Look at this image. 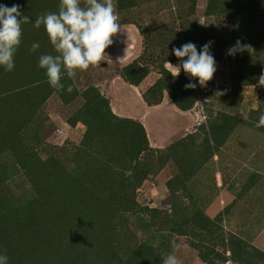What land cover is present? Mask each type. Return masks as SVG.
I'll return each mask as SVG.
<instances>
[{
    "label": "rangeland",
    "instance_id": "rangeland-1",
    "mask_svg": "<svg viewBox=\"0 0 264 264\" xmlns=\"http://www.w3.org/2000/svg\"><path fill=\"white\" fill-rule=\"evenodd\" d=\"M131 1L114 0L123 31L112 38L105 50L108 57L97 67L78 72L74 79L65 75L62 82L73 85L68 93L66 88L53 89L46 70L38 67L40 55L55 53L44 27L34 26L40 14L58 12L59 0H0L8 7L18 4L30 18L22 25L14 70L0 66V220L24 240L18 262L114 264L113 253L120 250L116 264H122L129 247L145 240L161 260L151 259L150 264H162L173 241L179 245L181 264H211L194 243L213 264H264V127L255 126L264 112V87L258 83L264 73V5L241 7L236 0ZM140 26L171 31L162 59L173 65L181 63L172 50L188 42L186 29L198 28L194 42V32L189 39L198 51L212 42L217 70L206 88L182 69L179 74L197 84L189 109L177 107L166 90L157 106L144 100L142 93L161 77L156 68L161 60L149 66V75L138 87L120 78L119 70L144 54ZM238 39L251 50L227 55ZM33 43L40 45L35 52L29 51ZM165 68L173 71L166 63ZM90 89L105 103L97 104L96 96L88 95ZM217 91L224 94L218 97ZM104 113L144 127L152 151L142 155L139 164L125 166L133 160V125H102ZM222 116L229 119L220 122L213 135L207 133L208 122ZM182 141L183 147L162 157ZM174 181L172 193L169 185ZM110 187L129 188L124 193H134L138 205L162 212L171 213L172 202L191 205L212 226L198 224L186 234L150 238L140 225V219L148 217L126 215L127 236L116 249L110 220L102 211L123 210L131 197L98 203L94 195ZM70 206L75 214L68 216ZM40 215L47 222L43 232L37 231Z\"/></svg>",
    "mask_w": 264,
    "mask_h": 264
},
{
    "label": "clouds",
    "instance_id": "clouds-1",
    "mask_svg": "<svg viewBox=\"0 0 264 264\" xmlns=\"http://www.w3.org/2000/svg\"><path fill=\"white\" fill-rule=\"evenodd\" d=\"M29 22L30 18L22 15L18 4L12 7L0 4V66L7 72L14 70V56L22 42V25ZM34 26L44 27L55 53L40 55L38 67L46 70L48 83L53 89L64 91L66 88L68 93L73 91V85L66 86L62 82L65 75L74 79L78 72L97 67L108 57L105 50L112 45V38L123 31L114 0H59L58 12L40 14ZM211 44V41L205 43L199 51L192 42L174 48L173 54L181 63L173 65L166 61L173 69L170 71L173 78L178 77L182 69L190 79L197 80L201 88H206L217 70ZM39 47V43H33L29 51L35 52ZM250 50V45L242 44L238 39L227 50V55ZM258 83L264 87V73ZM184 87L195 89L197 84L189 82ZM223 94L216 92L218 97ZM243 118L247 119V115ZM255 126L264 127V112L259 114ZM171 247V252L162 255V264H181L176 255L179 245L173 241ZM0 264H8L6 254H0Z\"/></svg>",
    "mask_w": 264,
    "mask_h": 264
},
{
    "label": "trees",
    "instance_id": "trees-1",
    "mask_svg": "<svg viewBox=\"0 0 264 264\" xmlns=\"http://www.w3.org/2000/svg\"><path fill=\"white\" fill-rule=\"evenodd\" d=\"M134 0L131 1V3ZM194 2V0H193ZM237 4L242 6H255L258 4L264 5V0H236ZM212 5V1L210 2V8ZM137 6L134 4L132 7ZM191 9H194V6H191ZM193 14V13H192ZM145 43V51L144 54L139 58L134 60L131 64L123 67L119 70L121 77L128 83L133 86H140V84L147 78L150 73V65L157 62L159 66L156 68L161 75L160 79L146 92L142 93V96L146 103L149 106H157L163 101V92L166 90L169 93L170 98L173 102L182 110H187L191 106V98H192V89H185V84H187L186 80L182 75H179L176 78H173L171 73L165 68V63L168 60L163 61L162 56L165 55L166 51L162 50L166 41H168L169 31L166 27L164 28H147V27H139ZM186 34L184 35V39L186 38L189 42L191 38V32H194L193 42L198 35V28L190 27L186 29ZM191 40V39H190ZM155 59H159L156 61ZM163 62V63H162ZM154 65H151L154 67ZM89 90V96H96V103L100 104L101 102L105 103V99L96 94L94 91ZM94 104V103H90ZM102 125L110 124L115 127H121L125 125V123L132 124V131L134 132V138L132 141V145L130 147V153L132 154L133 160H128L125 162V166L131 168L134 167L135 164H139V159L145 153L151 152L152 148L149 145L147 134L145 132L144 127L133 121L121 120L118 117H108L107 113L101 115ZM229 119L227 116H222L219 120L215 119L208 122L207 133L213 135L219 126L220 122H224ZM232 120V119H230ZM179 147H183V141L180 143L173 144L167 152L162 154L163 158L168 157V154L174 152ZM159 153V152H156ZM177 183L171 182L169 185L170 191L173 193L176 189ZM125 190H129V188L124 187H110L107 189L105 193H97L94 195L95 200L98 203H102L106 198H110L113 201L118 203L123 200L124 196L128 195L131 197V202L128 207L122 210L121 207H116L114 209H110L107 212H103L108 216V220H110L111 230L109 232L113 234L115 238L116 249L117 242L122 240V236L124 238L127 236L125 234L128 231V223L125 222V216L129 215L132 219H135L140 216H146L147 219H140L141 230L143 234L149 233V237H157L163 238L165 237L164 233H177V234H186L193 226H197L200 224L207 227L212 226V222L208 219L205 221V218H202L198 211L193 209L191 205H185L179 202H172V210L171 213L162 212L159 209L141 207L138 203L132 200L134 193H124ZM71 211H67V215L75 214V209L70 206ZM89 212V211H88ZM90 213V212H89ZM45 216L39 217L37 223V231L43 232L44 229H47V222H42ZM167 235V234H166ZM233 244V242H230ZM135 245L129 247L127 251V257L122 264H150L149 261L151 259H156L157 262L161 261L158 256H156V249L150 243L145 240H138L134 242ZM194 245L200 250L201 257L203 260H206L213 264V258H210L205 254V251L201 250V245L194 243ZM25 247L24 240L20 238L18 234H16L15 230L8 228L5 222L0 220V254H6L8 256V264H22L18 262L20 255L23 252V248ZM120 250H116L113 253L114 264L116 261H119Z\"/></svg>",
    "mask_w": 264,
    "mask_h": 264
},
{
    "label": "crops",
    "instance_id": "crops-1",
    "mask_svg": "<svg viewBox=\"0 0 264 264\" xmlns=\"http://www.w3.org/2000/svg\"><path fill=\"white\" fill-rule=\"evenodd\" d=\"M119 78V77H118ZM121 79H122V77H120ZM116 81L118 80V79H115ZM120 80V79H119ZM118 82V81H117ZM110 89H113V88H110ZM111 91V90H110ZM111 105L113 106V102H111ZM118 114L119 115H124V114H122L121 112H118Z\"/></svg>",
    "mask_w": 264,
    "mask_h": 264
}]
</instances>
